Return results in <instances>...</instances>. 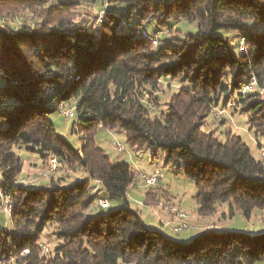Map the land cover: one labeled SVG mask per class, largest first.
I'll use <instances>...</instances> for the list:
<instances>
[{"label":"trees","instance_id":"1","mask_svg":"<svg viewBox=\"0 0 264 264\" xmlns=\"http://www.w3.org/2000/svg\"><path fill=\"white\" fill-rule=\"evenodd\" d=\"M82 3L102 9L97 26L72 17ZM10 4L39 8L40 24L0 22V200L4 196L11 205L8 222L14 231L0 224V264L264 261V231L204 230L184 242L146 226L127 198L131 168L112 162L94 142L96 129L103 127L122 130L132 149H161L164 163L183 166L195 183L200 217L221 204L229 216L237 210L247 220L254 210L263 211V162L239 136L221 140L201 126L220 98L233 94V109L247 116L256 139L264 137V29L249 27L264 23V0H0V14ZM114 5L126 8L116 13ZM181 20L195 23L196 32L165 39L154 49L153 33ZM151 23L157 30L143 29ZM222 30L243 37L233 44L218 34ZM161 78L187 87L178 88L167 113L157 115L144 92L153 93L157 107ZM255 81L254 91L240 92ZM63 107L73 108L77 118V150L48 118ZM21 147L37 151L46 165L50 156L59 165H78L84 177L38 187L19 182L22 160L15 149ZM150 195L145 205L154 203ZM109 199L120 205L99 212ZM100 200L108 206L101 208ZM91 206L99 211L86 216ZM185 218L177 215V223ZM50 225L56 245L42 256L40 240Z\"/></svg>","mask_w":264,"mask_h":264},{"label":"rangeland","instance_id":"2","mask_svg":"<svg viewBox=\"0 0 264 264\" xmlns=\"http://www.w3.org/2000/svg\"><path fill=\"white\" fill-rule=\"evenodd\" d=\"M106 6V5H104ZM103 6V7H104ZM109 6V5H108ZM125 6L114 5L116 13L125 10ZM101 10L97 6H91L87 3H82L78 7L71 10V15L75 21L84 22L91 20L97 26L99 18L101 17ZM40 13V9H29L23 6H16L10 4L7 8L2 10L0 14V22L4 18L5 23H10L12 26H20L22 24H28L32 27L39 26V21H35L36 15ZM42 13V12H41ZM3 15V16H1ZM103 15V14H102ZM251 29L261 30L264 29V23L257 26L249 24ZM148 32L157 30L153 23L147 24L143 27ZM197 30L195 23H188L183 20L177 23L169 22V29L158 31L153 33V36L158 39V44L153 46L158 50L162 47V41L175 36H182L186 33H195ZM162 33H161V32ZM218 34L228 39L233 44L239 43L243 37V33L234 31H219ZM162 35V36H161ZM159 89L155 92L157 97L158 106L153 109L155 114L167 113V102L170 96L180 87H187L185 82L179 80H170L161 78L158 82ZM149 98L154 101V95L144 92ZM236 100V95L222 96L218 101V107L212 109V114L205 118L204 123L201 126V130L204 132L214 131L216 137L224 140L228 134L239 136L244 143L252 151V154L258 160H261L264 164V153L259 150L260 145L264 150V137L255 138L254 132L249 130L247 124V116L239 111H235L231 106L232 102ZM68 108V107H66ZM74 113V109L72 108ZM49 120L53 123L55 130L61 135L71 147L77 150L80 146L79 134L74 132V123L77 122V118L66 117L62 112L57 111L48 116ZM94 142L100 147L109 159L114 163H126L134 174V181L128 190L127 198L132 209H139L144 219H146V225L157 229L166 234L170 239L188 242L195 235L204 230L220 231H242L250 234L260 233L264 231V210H254L247 220L237 210L234 215L229 216L228 206L221 204L217 207L215 213L210 216L200 217L197 213V203L195 199L196 186L195 183L185 177L183 174V166L178 168L172 165H166L163 159V151L158 148H146V149H132L129 147L126 141L125 133L122 130H110L103 127H98L94 134ZM117 145H121L124 148L123 152L116 149ZM15 151L18 153L22 160V172L18 176V181L24 184H31L38 187L39 185L48 184L49 181H56L59 183H73L77 182L84 177V172L78 165L65 166L63 164L58 165L55 172H48L46 167V161H42L37 151H29L24 147L17 148ZM261 152V154H260ZM262 155V156H261ZM147 172L148 174L158 172L160 174L156 183L151 187H143L140 182L139 172ZM39 175V176H38ZM42 177V178H41ZM95 185L92 183L91 186ZM154 190L159 193V204L146 206L144 204L145 192ZM153 198V196L151 195ZM174 200V201H173ZM120 200L109 199V207L103 210L94 209L93 206L86 212V216L95 215L99 212L108 213L117 208V204L120 205ZM176 208H168L170 206ZM122 204V203H121ZM169 204V205H168ZM175 204V205H174ZM96 207V203L94 204ZM166 208V210H165ZM169 210V211H168ZM180 211L185 213V218L188 228L178 233L173 232L169 226L165 225L167 221L174 223L178 222L176 213ZM10 217L4 211L2 205H0V224L14 235L13 226L8 222ZM160 219L164 222L161 225ZM221 229V230H220ZM53 226H48L43 230L42 238L40 240L41 255L48 256L53 247L56 245V241L53 238L52 231ZM46 234V235H45ZM191 237V239H185L184 237ZM255 264H264V261H258Z\"/></svg>","mask_w":264,"mask_h":264},{"label":"built area","instance_id":"3","mask_svg":"<svg viewBox=\"0 0 264 264\" xmlns=\"http://www.w3.org/2000/svg\"><path fill=\"white\" fill-rule=\"evenodd\" d=\"M255 86H256V82H251V85H242L240 88V92H251L255 90ZM144 100L146 101V103L148 104V108L150 111H153L154 107H153V100L151 98H149V96L147 94H144ZM60 112H62V114H64L66 117H73L74 113L72 111V108H61ZM116 149L120 152L124 151V148L121 145H117ZM262 150V149H261ZM262 152L264 153V150H262ZM59 162L58 160L54 157V156H50L48 159V163L46 165L47 167V171L48 172H55L56 169L58 168ZM160 174L158 172H154L151 174L145 173V172H139V178H140V182L142 183L143 187L147 188V187H151L153 186L157 179L159 178ZM31 185V184H30ZM97 204L101 207V208H105L108 206V202L106 201H98ZM176 215H186L183 212L178 211L176 213ZM187 217V216H186ZM188 228V224L187 222H183V223H174L171 221V230L175 233H178V230L180 229H187Z\"/></svg>","mask_w":264,"mask_h":264},{"label":"crops","instance_id":"4","mask_svg":"<svg viewBox=\"0 0 264 264\" xmlns=\"http://www.w3.org/2000/svg\"><path fill=\"white\" fill-rule=\"evenodd\" d=\"M258 147H259V150L262 149L260 145H259ZM251 152H252V151H251ZM260 153H261V152H260ZM142 172H144V171H142ZM145 173H147V172H145ZM148 191H149V190H148ZM148 191H147V192H148ZM147 192H145V195H146ZM151 192L153 193V195H152L153 198L151 197V195H150L149 197L152 198V199L154 200V201H153L154 203H153L152 205H155V206H156L157 204H159V201H160V200H159V193L156 192V191H154V190H151ZM144 200H145V197H144ZM173 201H174V200H173ZM144 202H145V201H144ZM169 204H170V206H169L168 208H170L171 205H172L171 203H169ZM169 204H168V205H169ZM152 205H146V206H152ZM174 205H175V204H174ZM172 208H173V207H171L170 209H172ZM174 208H176V206H175ZM174 208H173V209H174ZM135 210L138 211V213H139L141 219H142L143 222L145 223V222H146V219H144L143 215L141 214V211H140L139 209H136V208H135ZM165 210H166V208H165ZM166 211H167V210H166ZM168 211H169V210H168ZM238 212H239V211H238ZM239 213H240V212H239ZM163 222H164V221H163L162 219H160V222H159V223H160L161 225H164ZM145 225H146V223H145ZM146 226H147V225H146ZM148 227H149V226H148ZM150 228H152V227H150ZM159 230H160V229H159ZM220 230H221V229H220ZM161 231H162V230H161ZM185 239H191V237H187V236H185V237H184V240H185Z\"/></svg>","mask_w":264,"mask_h":264},{"label":"bare ground","instance_id":"5","mask_svg":"<svg viewBox=\"0 0 264 264\" xmlns=\"http://www.w3.org/2000/svg\"><path fill=\"white\" fill-rule=\"evenodd\" d=\"M143 36H145L146 38H149V36L148 35H146V33H143ZM150 39H151V37H150ZM155 41V40H154ZM154 44H156L155 42H154ZM251 81H252V79H251ZM256 82V81H255ZM249 84V83H248ZM245 95V94H244ZM154 106V105H153ZM39 176V175H38ZM42 178V177H41ZM0 180H1V173H0ZM100 201H105V200H100ZM0 205H2V207H3V209H4V211L7 213V215L8 216H10V210H11V205H10V203L8 202V199L7 198H4V196H3V198L0 200ZM179 217H181V218H184L185 216L184 215H179ZM180 220V219H179ZM181 223H183V222H181ZM165 225H167V226H169L170 228H171V223H166ZM183 229H180V230H178V232L179 231H182Z\"/></svg>","mask_w":264,"mask_h":264}]
</instances>
